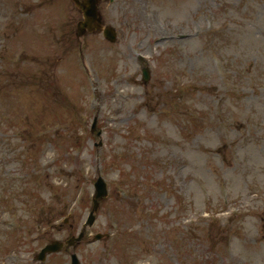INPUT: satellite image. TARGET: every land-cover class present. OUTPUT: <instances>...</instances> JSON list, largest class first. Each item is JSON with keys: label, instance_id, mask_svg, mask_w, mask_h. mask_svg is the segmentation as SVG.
I'll list each match as a JSON object with an SVG mask.
<instances>
[{"label": "rangeland", "instance_id": "obj_1", "mask_svg": "<svg viewBox=\"0 0 264 264\" xmlns=\"http://www.w3.org/2000/svg\"><path fill=\"white\" fill-rule=\"evenodd\" d=\"M4 1L0 46H17L0 66L19 75L0 92V264H40L45 244L76 236L98 173L108 196L81 264H264V0H102L114 43L70 35L66 0ZM53 79L62 118L30 94ZM26 116L38 122L24 129Z\"/></svg>", "mask_w": 264, "mask_h": 264}, {"label": "water", "instance_id": "obj_2", "mask_svg": "<svg viewBox=\"0 0 264 264\" xmlns=\"http://www.w3.org/2000/svg\"><path fill=\"white\" fill-rule=\"evenodd\" d=\"M72 1H74L78 7L82 8V11H83V14L85 17V21L89 20V24L87 22L85 25L82 23L80 24V26H81L80 30L83 31L85 29V26H87V31H90V30H92L91 26L92 25L94 26L95 24H97L95 26L99 28V16H98V13H97L96 7H95V5H96L95 1L96 0H84L81 4H79L77 0H72ZM90 24H92V25L90 26ZM105 35L111 40L114 39L113 33L109 30H106ZM93 130H94V124L92 127V131ZM94 188H95L96 193H95V196L93 198V208H92L91 214L89 216V219L87 221V225H91V223L94 219L93 213H95L97 208H98V201L101 200L102 197L106 196V188H105V185L100 178H98L97 182L94 185ZM80 235L81 236L78 239L69 240L67 242V244L70 246L74 242L78 243L82 238V234H80ZM60 246L61 245L54 243L52 246H50V250H58ZM45 252H46V249L41 253V255L39 256V259H43ZM72 258H73L72 264H78L76 259H74V257H72Z\"/></svg>", "mask_w": 264, "mask_h": 264}]
</instances>
